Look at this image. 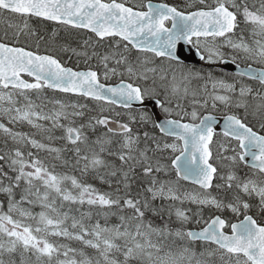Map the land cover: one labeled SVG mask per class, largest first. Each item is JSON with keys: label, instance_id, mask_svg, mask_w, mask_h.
I'll use <instances>...</instances> for the list:
<instances>
[{"label": "snow or ice", "instance_id": "snow-or-ice-1", "mask_svg": "<svg viewBox=\"0 0 264 264\" xmlns=\"http://www.w3.org/2000/svg\"><path fill=\"white\" fill-rule=\"evenodd\" d=\"M2 13L0 264H264V0Z\"/></svg>", "mask_w": 264, "mask_h": 264}, {"label": "rangeland", "instance_id": "rangeland-1", "mask_svg": "<svg viewBox=\"0 0 264 264\" xmlns=\"http://www.w3.org/2000/svg\"><path fill=\"white\" fill-rule=\"evenodd\" d=\"M173 1H176V2H178L177 0H173ZM179 2H184V0H179ZM0 20L1 21H3V22H5L6 24H7V26L9 27V24H18V23H22V21L19 19V18H17V17H13V16H11V14H9V13H2V14H0ZM12 31H14V29H12V28H10ZM75 57H73V60L75 61ZM67 61V60H66ZM93 63H95L94 61H93ZM80 66H84L83 65V63H81L80 64ZM80 102L81 103H89L90 105L91 104H93L94 102H92V101H89V102H87V100L85 101V100H83L82 98L80 99ZM119 110V109H118ZM218 113H220V112H218ZM21 130H25V131H27V130H29L28 128H27V126H25L23 129H21ZM220 139H221V137H217L216 138V140H217V142H219L220 141ZM41 155V157L43 158L44 157V153H41L40 154ZM97 186L98 187H102V188H106V186H104V185H100L98 182H97ZM186 187H188V186H186ZM190 188V187H189ZM209 215V213H207V216ZM228 218H230V219H235V218H233V217H231V214L230 213H226L225 214ZM206 216V217H207Z\"/></svg>", "mask_w": 264, "mask_h": 264}, {"label": "trees", "instance_id": "trees-1", "mask_svg": "<svg viewBox=\"0 0 264 264\" xmlns=\"http://www.w3.org/2000/svg\"><path fill=\"white\" fill-rule=\"evenodd\" d=\"M32 23L35 24V21H33ZM5 32H8L9 35H11L12 30L7 26V24L5 22L0 20V39H2L4 37ZM185 186H188L190 188L193 187L191 184H187V183H185ZM204 215H207V212H205Z\"/></svg>", "mask_w": 264, "mask_h": 264}, {"label": "flooded vegetation", "instance_id": "flooded-vegetation-1", "mask_svg": "<svg viewBox=\"0 0 264 264\" xmlns=\"http://www.w3.org/2000/svg\"><path fill=\"white\" fill-rule=\"evenodd\" d=\"M153 1H157V2H166V3H169V4L183 3V2H179V0H177L178 2L173 1V0H153ZM197 66H199V65L197 64ZM47 94H48V95H53V93H52L51 91H49ZM55 95L58 96V97L63 96V94H60V93H55ZM64 98L67 99V97H64ZM71 98H72L73 100L76 99V97H71ZM82 99H83V98H82ZM258 219H259V218H258Z\"/></svg>", "mask_w": 264, "mask_h": 264}, {"label": "water", "instance_id": "water-1", "mask_svg": "<svg viewBox=\"0 0 264 264\" xmlns=\"http://www.w3.org/2000/svg\"><path fill=\"white\" fill-rule=\"evenodd\" d=\"M154 3H161V2H155V1H153ZM189 61L190 62H196L197 64H199L200 62H198V61H196V58L194 57V56H190L189 58ZM217 116H222V114H216ZM220 129L219 128H217V131H219ZM234 222H236V221H234ZM230 233V232H229Z\"/></svg>", "mask_w": 264, "mask_h": 264}]
</instances>
